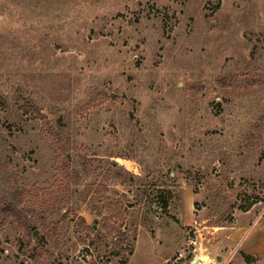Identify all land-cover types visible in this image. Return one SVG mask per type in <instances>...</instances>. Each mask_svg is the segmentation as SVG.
Returning <instances> with one entry per match:
<instances>
[{"label": "rangeland", "instance_id": "1", "mask_svg": "<svg viewBox=\"0 0 264 264\" xmlns=\"http://www.w3.org/2000/svg\"><path fill=\"white\" fill-rule=\"evenodd\" d=\"M241 224L264 0H0V264H227Z\"/></svg>", "mask_w": 264, "mask_h": 264}, {"label": "crops", "instance_id": "2", "mask_svg": "<svg viewBox=\"0 0 264 264\" xmlns=\"http://www.w3.org/2000/svg\"><path fill=\"white\" fill-rule=\"evenodd\" d=\"M256 226V224H252L251 226L241 224L232 228L225 235V245L230 250V259L227 264H244L240 254L258 257L259 259L256 264H262L260 259L264 258V231L260 226ZM198 258L201 260L203 258L205 263L212 261V259L205 255H198ZM214 259L221 261L220 264H223L222 262L227 261L228 258L215 256Z\"/></svg>", "mask_w": 264, "mask_h": 264}, {"label": "built area", "instance_id": "3", "mask_svg": "<svg viewBox=\"0 0 264 264\" xmlns=\"http://www.w3.org/2000/svg\"><path fill=\"white\" fill-rule=\"evenodd\" d=\"M195 257H197V259L195 260V263H194V264H216V263L213 262V261H209V262H207V263H205V262L203 263V260L199 259L197 255H193V259H192V261L194 260ZM183 259H185V254H184V252H179V253L175 256L174 260L172 261V264H180L179 262H181ZM192 261H191V262H192ZM191 262H190L189 264H192Z\"/></svg>", "mask_w": 264, "mask_h": 264}, {"label": "trees", "instance_id": "4", "mask_svg": "<svg viewBox=\"0 0 264 264\" xmlns=\"http://www.w3.org/2000/svg\"><path fill=\"white\" fill-rule=\"evenodd\" d=\"M240 256L243 259L244 264H256L259 259L258 257H251L243 254H240ZM123 264L125 263L123 262Z\"/></svg>", "mask_w": 264, "mask_h": 264}, {"label": "water", "instance_id": "5", "mask_svg": "<svg viewBox=\"0 0 264 264\" xmlns=\"http://www.w3.org/2000/svg\"><path fill=\"white\" fill-rule=\"evenodd\" d=\"M196 259H197V257H195V258H194V260L192 261V264H194V263H195V260H196ZM218 261H219V260H218Z\"/></svg>", "mask_w": 264, "mask_h": 264}]
</instances>
